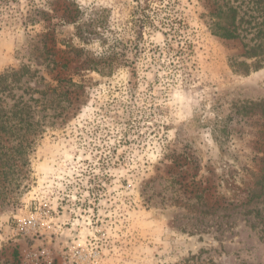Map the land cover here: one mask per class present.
<instances>
[{"label": "rangeland", "instance_id": "374dc122", "mask_svg": "<svg viewBox=\"0 0 264 264\" xmlns=\"http://www.w3.org/2000/svg\"><path fill=\"white\" fill-rule=\"evenodd\" d=\"M235 7L255 16L0 0V75L27 68L53 100L20 190L0 186V264H264V66L239 65L251 34H215Z\"/></svg>", "mask_w": 264, "mask_h": 264}, {"label": "trees", "instance_id": "16d2710c", "mask_svg": "<svg viewBox=\"0 0 264 264\" xmlns=\"http://www.w3.org/2000/svg\"><path fill=\"white\" fill-rule=\"evenodd\" d=\"M241 1L251 5L255 16L244 19L239 16L238 7L229 8V21H217L215 34L234 40L240 39L243 33L252 35V45L244 46L242 57L253 62L250 65L239 64L247 68L243 71L246 74L249 68L258 70L264 66V0ZM35 80V74L27 68L0 75V186L7 183L9 191L13 186L15 193L20 190V181L24 178L22 168L27 167L32 147L48 123L45 117L39 115L47 110L49 103H53V100H44V91L30 86Z\"/></svg>", "mask_w": 264, "mask_h": 264}, {"label": "built area", "instance_id": "2783aa9c", "mask_svg": "<svg viewBox=\"0 0 264 264\" xmlns=\"http://www.w3.org/2000/svg\"><path fill=\"white\" fill-rule=\"evenodd\" d=\"M35 226V219L33 217H30L26 219L18 228L17 231L19 234H25L29 232V230H32Z\"/></svg>", "mask_w": 264, "mask_h": 264}, {"label": "clouds", "instance_id": "9594fccd", "mask_svg": "<svg viewBox=\"0 0 264 264\" xmlns=\"http://www.w3.org/2000/svg\"><path fill=\"white\" fill-rule=\"evenodd\" d=\"M207 142H208V144H210V145H212V143H213L210 139H209ZM216 152L219 153V149H218V148L216 149Z\"/></svg>", "mask_w": 264, "mask_h": 264}]
</instances>
